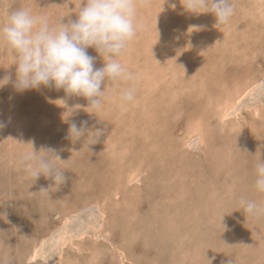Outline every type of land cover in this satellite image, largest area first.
<instances>
[{"label": "rangeland", "instance_id": "374dc122", "mask_svg": "<svg viewBox=\"0 0 264 264\" xmlns=\"http://www.w3.org/2000/svg\"><path fill=\"white\" fill-rule=\"evenodd\" d=\"M234 1L229 22L217 24L185 0H140L142 30L119 57L137 76L134 100L121 103V82L98 110L63 89L18 91L14 56L0 45V79L11 77L0 85V264H264V214L240 209L241 199L264 203L254 188L264 159V0ZM83 3L0 0V24L18 8L68 23ZM236 83L253 88L222 121L217 101ZM195 118L202 135L190 133ZM72 123L87 130L76 141ZM32 145L54 150L63 184L29 175L21 158Z\"/></svg>", "mask_w": 264, "mask_h": 264}, {"label": "clouds", "instance_id": "9594fccd", "mask_svg": "<svg viewBox=\"0 0 264 264\" xmlns=\"http://www.w3.org/2000/svg\"><path fill=\"white\" fill-rule=\"evenodd\" d=\"M140 0H84L77 10V18L68 23H52L48 16L36 14L29 8L11 11L0 24V45L14 56L15 81L18 91L37 89L43 85L63 89L71 96L84 97L88 106L98 110L109 99L112 86L129 82L119 92L121 103L134 100L137 76L121 63L119 57L128 43L142 30L137 6ZM184 8L196 13H212L217 24L229 22L235 12L234 0H185ZM199 10V11H198ZM94 48L104 59V65L95 68V57L88 48ZM11 77L0 79L6 84ZM107 82V83H105ZM103 85V88H102ZM86 124V122H83ZM4 124L0 122V128ZM71 139L78 140L87 131L84 126L69 127ZM89 132L86 139L97 142L100 131ZM85 139V140H86ZM43 150V149H42ZM32 150L22 154L21 163L36 180L40 175L51 178L54 185L65 182L64 169L57 166L61 160L54 150ZM254 188L264 193V159L255 164ZM241 208L249 215L264 214V203L241 199Z\"/></svg>", "mask_w": 264, "mask_h": 264}, {"label": "bare ground", "instance_id": "6f19581e", "mask_svg": "<svg viewBox=\"0 0 264 264\" xmlns=\"http://www.w3.org/2000/svg\"><path fill=\"white\" fill-rule=\"evenodd\" d=\"M235 2V1H234ZM258 7H259V5H258ZM175 16V15H174ZM216 18V17H215ZM159 20V19H158ZM174 24V23H173ZM171 25V24H170ZM225 40V39H224ZM224 50V49H223ZM125 55V54H124ZM216 56V55H215ZM123 57V56H122ZM229 63V62H228ZM134 67V66H133ZM245 67V66H244ZM243 79V78H242ZM260 79H262V77L260 78ZM247 81V80H246ZM254 83V82H253ZM253 83H249L248 85H243V86H241V83L240 84H237L236 83V86L234 87V89H232V91H231V93L230 92H228L227 93V95L225 96L224 95V97L222 98V99H220V100H218L217 102H219L218 104H219V107H220V111H219V116H218V118H220L222 121H224V120H226V117L228 116V111H229V109H231V108H234V106L237 104V102L241 99V97H243L245 94H247V93H249L250 91H251V89L253 88ZM220 87V86H219ZM218 89V88H217ZM242 89V90H241ZM53 90V89H52ZM216 90V89H215ZM44 92V91H43ZM154 93V92H153ZM157 94V93H156ZM221 94H223V93H221ZM48 95V94H47ZM214 96V95H213ZM164 101V100H163ZM205 102V101H204ZM257 104V103H256ZM264 106V105H263ZM114 107V106H113ZM116 107V106H115ZM120 107V106H119ZM259 108H261L260 106H256L255 105V107H254V113L255 114H258L259 113V111H258V109ZM157 109V108H156ZM22 110V109H21ZM77 110V109H76ZM111 110H112V108H111ZM53 111V110H52ZM116 111V110H115ZM125 111V110H124ZM113 112V111H112ZM164 113V112H163ZM176 114V113H175ZM159 115V114H158ZM232 115V114H231ZM22 117V116H21ZM100 118V117H99ZM94 122V121H93ZM193 126L190 128V133H198L199 135H202V130H201V125H202V123H201V121L199 120V119H197V118H195L194 120H193ZM224 123V122H223ZM166 127V126H165ZM24 130V129H23ZM134 130V129H133ZM99 131V130H98ZM234 132V131H233ZM103 134V133H102ZM101 135V134H100ZM188 135H189V133H188ZM6 136V135H5ZM107 136V135H106ZM192 137V136H191ZM98 138V137H97ZM152 138V137H151ZM200 138V137H199ZM165 140H167V139H165ZM202 140V139H201ZM170 145V144H169ZM100 146V145H99ZM183 146V145H182ZM188 148V147H187ZM104 155V154H103ZM112 155H115V154H112ZM186 155V154H185ZM189 155V154H188ZM104 157V156H103ZM180 157V156H179ZM185 159H183V161H184ZM174 162V161H173ZM141 164V163H140ZM140 164H139V166H140ZM199 164V163H198ZM122 165V164H121ZM191 165V164H190ZM134 166V165H133ZM122 167V166H121ZM174 167V166H173ZM182 166H180V168H181ZM119 169V168H118ZM125 169V168H124ZM137 169V168H136ZM205 169V168H204ZM178 169L176 168V170L175 171H177ZM188 170V169H187ZM186 169H185V171H187ZM209 170V169H208ZM195 171V170H194ZM121 172V171H120ZM182 172V171H181ZM173 174V173H172ZM181 174V173H180ZM126 175V174H125ZM180 176L181 175H179V178H180ZM177 177V176H176ZM176 177H174L175 179H176ZM183 177V176H182ZM181 177V178H182ZM184 177H186V176H184ZM218 177V176H217ZM33 179V178H32ZM122 179H123V177H122ZM137 179V178H136ZM173 179V178H172ZM174 179V180H175ZM185 179V178H184ZM186 180V179H185ZM184 180V181H185ZM239 181V180H238ZM126 182V181H125ZM186 183V182H185ZM192 183H194V182H192ZM127 184V183H126ZM128 185V184H127ZM208 185V184H207ZM191 186V185H190ZM211 187V186H210ZM189 188V187H188ZM191 188V187H190ZM192 189V188H191ZM228 189V188H227ZM233 189V188H232ZM237 189V188H236ZM171 190V189H170ZM185 190V189H184ZM179 191V190H178ZM199 193V192H198ZM226 193V192H225ZM113 194V193H112ZM114 196H115V194H114ZM113 196V197H114ZM114 198H116V197H114ZM203 198V197H202ZM108 199V198H107ZM222 200V199H221ZM102 201V200H101ZM103 201H104V199H103ZM126 201V200H125ZM98 202V201H97ZM105 203V202H104ZM100 204V203H99ZM98 203L96 204L97 206L99 205ZM102 204V203H101ZM100 206V205H99ZM104 209V208H103ZM151 209V208H150ZM104 213L103 212H100V217H101V219L104 217V215H103ZM233 214V213H232ZM156 218V217H155ZM240 218V217H239ZM64 219V221L67 219V217H65V218H63ZM238 219V218H237ZM155 220V219H154ZM99 221V220H98ZM253 221V220H252ZM243 222V221H242ZM248 222V221H247ZM240 223V222H239ZM98 224V223H97ZM242 224V223H241ZM251 226H252V224H251ZM95 226H92V228H94ZM98 227V226H97ZM245 227V226H244ZM128 228V227H127ZM242 228V227H241ZM97 229V228H96ZM238 229V228H237ZM247 229V228H246ZM244 230V229H243ZM242 230V231H243ZM231 233V232H230ZM243 233V232H242ZM246 233V232H245ZM255 233V232H254ZM68 234H69V232H68ZM237 234V233H236ZM239 234V233H238ZM250 234V233H249ZM65 235V234H64ZM67 235V234H66ZM81 236H83L82 234H80ZM258 235V234H257ZM69 236L70 235H68L67 237L69 238ZM80 236V237H81ZM249 236V235H248ZM258 237V236H257ZM68 238H64L63 239V241H64V244L66 243V241L68 240ZM97 238V237H96ZM253 238V237H252ZM71 239H73V238H71ZM257 239V238H256ZM236 243V242H235ZM264 243V242H263ZM205 245V244H204ZM224 247V246H223ZM255 247V246H254ZM257 247V246H256ZM105 253V252H104ZM122 252H121V254H120V256L121 257H123L122 256ZM261 254V253H260ZM103 255V254H102ZM36 257H37V245H35V247H34V249L31 251V253H30V255H29V260H33V259H36ZM123 259V258H122ZM72 264V263H71Z\"/></svg>", "mask_w": 264, "mask_h": 264}]
</instances>
